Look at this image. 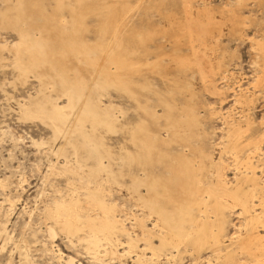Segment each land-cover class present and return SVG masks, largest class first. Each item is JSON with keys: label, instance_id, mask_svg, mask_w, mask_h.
I'll return each instance as SVG.
<instances>
[{"label": "rangeland", "instance_id": "1", "mask_svg": "<svg viewBox=\"0 0 264 264\" xmlns=\"http://www.w3.org/2000/svg\"><path fill=\"white\" fill-rule=\"evenodd\" d=\"M145 1L146 0H144V2ZM233 1L235 3L236 0H193L194 2V5L192 7L193 12L197 11V7L203 8V6L205 7L206 4L212 9V13H213L212 17L209 19L208 17L200 18L201 19L200 21L202 23H208L211 19V21L213 20V22L208 24V27L212 28L216 22H220V25L222 24L221 27L223 28L224 34L221 37L222 40L218 41L217 43L216 42L214 43L213 39H208L210 42L206 39L210 43L209 44L206 41V44L207 45L209 44L208 48L210 47L212 49V52L210 48L209 49L207 48L208 49L207 50L204 47H202L203 45L200 43V41L197 42L196 40L195 42V45L197 44L196 48L199 47L200 51H203L205 49V51L207 50L209 52V55H208V52H206L207 55L205 53L208 59L213 56V58H210L212 60H208V63L206 62L205 65L208 64L210 66L211 64H213V66H216L220 60L227 62V67L226 68L223 67L224 69H221L223 70V75L226 72L229 73V75L227 73L225 74L226 76L225 80L227 81L225 82V80H223L224 78H221L222 77L221 70L219 73L217 72V75L215 74L216 78L214 77L216 81L218 80L220 81L219 83L218 82L216 83L219 85V87L225 88L226 94H227V96L224 95V98L220 97L219 102H218L217 100L219 96L213 95V93L211 92H204L205 88L200 79L199 73L196 72V70H198L197 65H196L197 68L195 67V65H192L190 67L188 66L187 68L184 67V69H182L181 65L178 64L179 62H181L180 61L181 57L182 58L188 57L189 59H192L194 57V54L191 53L193 43L192 42L189 43L190 39L188 40V36L184 34V31H182V29L186 28L187 27L186 25L190 24L191 22L190 19L186 20V17L188 16H186L183 13L185 10L184 0H147L144 3V5H142L143 2L142 1L140 2V0H124V1L122 0L121 1L120 0H62V3H61V0H22V3L25 5V6L22 5L23 8L18 7L19 0H0V181L1 180L3 181V183L0 184V223L1 221L4 223V228H3V231L1 232L2 234H0V238H1L0 247L2 245L4 247L5 245L4 248L2 247L3 249L0 248V264H22L23 263L22 256H24L25 252L28 254L29 258L34 262V264H68L69 260L72 258L77 264H134V260L136 257L135 252L134 253L129 252L128 236L125 234H121V233L119 234V241L117 242L116 240L117 243L115 242V247L118 248L120 254H123L121 259L117 258L116 256L114 258V256L108 253L109 247H111L109 245L111 244L106 243L105 240H102V243H101L102 245L100 244V247L97 249L99 253H97V257H94L93 253L90 252L88 248H86V244L84 241L76 239V236H73L72 240H70L69 237L62 230L59 229V232H58L57 230L58 227L56 228V226H55V231H57L58 234L55 233L54 235L55 238L53 237L54 239L53 238L51 239V236L48 233L47 227L53 224L54 222L51 218L50 219H48V217L46 218L47 216L45 215L46 207L49 205V203L51 204L54 200L58 199L59 196L68 197L69 194L73 195L74 193L73 185L69 183L70 180L72 181V176L69 173L62 172L61 167L67 161L73 165L76 164L75 163L76 155L74 154V152H76L75 149H77V151L79 150L78 152L79 153L81 152V154H85V153L84 151H82L84 150L82 149V147L81 149L80 147L78 148V145L81 143V140H82L79 135H76V136L73 135L71 137V143L66 142L65 144L64 137L59 135L57 132L55 133L56 130L54 129V127L50 124V122L47 119H44L38 115L36 116L34 115L35 112L37 111L36 108H39L40 105L41 106L43 105L44 107H47V108L50 107V103H49L50 99L53 101L57 100L60 103V105H64L68 102V98H66V96L63 95L64 93H63L62 88L60 87L61 85L59 84L58 79L55 81V83H52L49 76L51 77V75L54 74V71L48 65H42V66L40 65L37 70L36 68H34L32 71H28L26 74L23 73L22 70L17 66V64L15 63L16 57H17V48L14 46V44L16 42H19L20 40L19 30L21 29L29 30L32 32L33 38H41L42 36L43 38L48 39L50 45L52 43V46L53 45H55V47L60 46V48L58 47L59 49L56 51L58 56L60 55V57L57 58L56 62H59L60 67L64 68V70L66 68L65 72L67 71L66 77L68 79V82L81 83L82 86H84L85 90H87V92L84 91V93H86L90 99L94 100V103H96V99L97 101L100 100L97 103L101 105L102 109L103 108L104 109L107 108L108 110L110 109V112L113 116L112 119L114 118L113 120L114 125L112 128L106 125H102V124L95 125L92 123L93 121L87 120L85 121L84 130L86 132L85 134H94V135L96 134L97 135L96 140L98 142L102 140L103 143H105L106 149L108 148L112 153L111 154L112 157L110 156L106 158L104 157V160L107 163H111L110 166L114 170V172L112 171V173H115L117 177L114 179L112 178V181L110 180L111 179L110 178L108 181H106L107 183L104 182L105 179H102L103 181L100 179L103 182L102 183L100 181L101 182L100 185L102 187L104 186L102 190L103 192L102 195H104V198L107 201H111V202L113 201L117 203L118 208L116 210L117 211L116 214L118 218H121L124 220L126 227L130 230V233H131L133 229L132 222L134 221L132 218V213L134 214L135 211L137 214L142 212V210H140L141 207L139 205L138 207L140 208L137 207V204H136L137 201H135L136 198L134 196L135 193L132 190V185H131L132 176L130 172L135 170L134 168L135 166L132 165V168L129 169L128 164L125 163L124 168H123L125 169V172L123 175H120L119 170L121 167L119 165H121L120 153L122 155L123 151H124L123 154H125L126 151H134L135 147L133 146L134 144L131 141V138H130L131 132L129 131V129L137 122L136 120H138V115H137L138 110H136V107L135 108L133 107L136 103H134L135 101L133 100V98L130 97L129 93L126 94V92L124 91L121 93L118 92L121 90L116 87L117 85L116 86L115 85L106 86L105 81H103L105 80L106 76H104V73H103V75L100 76L102 78L101 80V78H99L100 74L98 73L99 71L98 69L101 70L103 66H106L105 69H102L101 71L103 70L108 71L111 74L110 76H112V73H113V77L115 76L117 78L116 75H117L118 67H117V64L116 66L114 64V63H117V61L114 62V60L117 59L116 45L118 41L116 42V40L117 38L120 40L122 39V43L124 42L127 45L126 46L123 43L126 49L129 46H132L133 35L131 36V34L133 33L134 25L132 22L128 21L127 23H125V21L122 20V15L124 14L123 2L126 5L127 10L132 9V11L134 12L133 13L131 11L135 15L134 17L136 20H134L135 22L134 21L133 22L136 27L138 26L139 28L141 26V28H145V29L150 28V29L156 30L157 32L154 39L150 41V42H153L154 44L152 43L153 46H151L150 48L151 54L149 55V57L151 58L149 59V61L152 64L154 63L156 64V65L155 64L153 65L154 67L157 66V68H153V66H151L150 67L151 70L148 69L149 71L148 77L150 75L149 77L150 80L152 81V78H153L152 82L154 83V80H155V83H156L155 85L156 88L154 86V89L156 92L149 94L150 103L152 102L151 104H153L155 109L158 110L157 112L162 114L165 108L162 106L163 103L160 102L159 96H162L164 99L167 98L168 100H170L171 102L175 104L173 108V113L177 115L179 114V110H180L178 109V107L183 108V104L184 105L185 104L196 105V109L200 114H202L201 115V117H203L202 121L203 120L204 121H203V124L199 128L198 127L194 128V132L192 134H198V133L205 134L204 137L202 135H200L199 137L196 136L197 138L204 141V142L201 141L203 144L206 142V144L201 145L202 144L201 143L200 145L205 146V148L211 145L207 149H209L208 151L213 150L211 152L214 153V154L212 153L213 156L215 155L214 158L216 160L223 158L222 160L225 161L227 165L230 164L228 165V168H226V173H227V179L229 180V184H231L232 183L231 181H233L232 183V186H233L236 184V181L233 178L235 174L233 173L236 170V167L240 166L241 163L239 162L240 158L236 159V154L234 152L229 151L228 153V151H226L225 144H227L228 142V136H227L228 134H226L227 128H226V124H224L225 121L223 120L230 119L228 121H231V119L236 118V116L238 117L240 116L242 119L240 117L236 119H241L240 123L244 124L246 123L247 119L251 118L252 120L254 118L252 121L254 122L255 120L254 122L255 127L258 125L260 130L264 131V125H263L264 124V84L258 82L260 78L259 75L262 74L261 72H259L260 71L259 64L262 62V58L260 56L259 49L257 48L258 40L264 37L263 36L264 34L263 32V29H264L263 28L264 27V12H263L264 11V8H263L264 1L260 2L259 0H255L254 2V0H245V1L242 0L243 3L241 2V3H235V4H233ZM246 1L247 3H245ZM231 4L233 7L231 6ZM259 4H263V5L259 6ZM228 5L230 6L231 10H227V8L229 7ZM236 5L238 7H236ZM245 7L247 9L243 10V8ZM255 8H257L258 10L256 9L255 11ZM21 9H24V10H21ZM154 9L156 10L154 11ZM237 9L239 10L237 11ZM18 10L21 13L22 11L24 13V19H23L24 23L22 24L19 23L21 24L19 29L17 28V26L19 25L14 26V25L9 24V19H13L18 14L19 12ZM139 10H142V11H139ZM150 10L153 11L152 14ZM225 10L227 11L225 12ZM230 11L231 13H229ZM234 12L240 16L242 14V16L240 17L241 20L239 18L238 21L244 20L246 22L243 25V30L247 34L246 36L244 34L243 35H232L230 33L231 28L235 24L234 21H236V20H233L234 16L230 15V14H235ZM221 13L223 15H221ZM226 14L228 16H226ZM244 14L246 16H244ZM250 15L254 16L255 19L254 17H251ZM258 17L259 19L256 24ZM61 18H64V19H61ZM228 18H230L231 21ZM172 19L173 21L171 22ZM161 20L164 22H162ZM247 20H249V22ZM34 22H36L37 24H35ZM60 22H61V25H60ZM63 22H67L66 24L70 25V28H68L69 31L68 29H66L67 31L65 32V34L63 32L65 30L64 29L65 27H63L65 23ZM123 23L125 25L127 24L126 27L122 25ZM119 24L122 27V31L119 33L121 36L119 34H118L119 36H117V33H115L117 25ZM231 24L233 26H231ZM106 25H107V28H106ZM251 25H253V27ZM256 27H257L256 29L257 32L254 30ZM258 28L262 30L260 31V29ZM48 29H50L51 31ZM71 30H73V32ZM104 30L106 31L104 32ZM181 31L183 32V35ZM73 35L74 37H71ZM59 36L61 37V39ZM130 37H132L131 41H130ZM175 37L180 38L182 42L180 40H177ZM230 37H232V39ZM68 38H69V41H68ZM71 38L74 40L76 39V41H72ZM206 38H209V37L206 36ZM235 38L237 41H234ZM250 38H251V44L253 43L252 41H254L253 45L255 43L256 45L252 46L250 44V41H249ZM112 39H114L115 41L114 43H116V45L114 44L112 45L113 47L115 46L114 50H115L116 55L114 52L113 54L114 56H116V59L112 53L107 54L105 52L108 46L107 44H109V42ZM228 40L229 41L231 40V41L229 42ZM71 41H72V45L73 43H74V46L77 45L76 46L77 50H71V48H69L71 45ZM128 41H130L131 43L129 44ZM80 44L82 47L80 46ZM4 45H7V46L5 47ZM217 45L219 47H217ZM101 46L102 47L104 46L105 48L104 47L102 48ZM215 46L217 49L215 48ZM85 47L88 48L86 52H84ZM90 48L92 52L90 51ZM130 50L132 51V47H129L127 50L128 52V56L126 58V60L128 59L127 61L133 60ZM153 50H154V53H153ZM52 51L53 50H50L51 54L55 53V51L53 52ZM92 53L94 55H92ZM83 54L85 56H81ZM104 54H105V57H104ZM91 55H92V58H91ZM224 55H227L229 60ZM107 56H109V58ZM179 57L180 59L179 61H177ZM111 58L113 60H111ZM89 59H91V61ZM254 59L255 61H253ZM110 60L113 61L114 63L111 62ZM211 61L212 62L214 61V62L212 63ZM231 61L234 65L231 64ZM94 62L95 64H92ZM252 66L253 67L255 66L254 67L255 69H253ZM126 69H127L126 71L128 72V68ZM127 74H129L128 76L129 78H131L132 76L131 71H129ZM233 76H234V80L232 81ZM94 77L96 78V83L94 82V79H93ZM187 77L189 80H187ZM226 78H228L229 80ZM99 79L102 82H100ZM47 80H48V83H45V81ZM97 81H99L100 83H98ZM238 81H239V84L241 83L240 86L237 83ZM255 81L259 83L260 85L257 83L253 85ZM232 83H233V86H232ZM97 85H98V88H97ZM190 85L192 87H190ZM100 86L102 87V89L99 88ZM178 86L180 87V89L177 88ZM241 86L244 88L242 89ZM249 86H250V89H249ZM254 86H256L258 89H256V87L254 88ZM181 87H182L183 92L181 90ZM193 88H194V91H193ZM228 88L229 89L231 88V89L229 90ZM171 89H174L172 91V95L175 93L173 96L169 92V90ZM236 89H237V93H236ZM240 89L243 91H241ZM252 90H255V92L253 93ZM203 92L205 93V95H203L204 94ZM186 93H189V96L188 94L186 96ZM252 94H254L256 97ZM215 96H217L216 99H214ZM234 97H236L235 100H234ZM249 99L252 100V102ZM131 100L133 104L131 103ZM122 102H123L122 105H124V109L126 111L125 115H121L120 109H118L119 107H122V105L120 104ZM210 102H211V106H210ZM25 104L27 105L26 107L28 108L31 107L30 109L32 110V112L35 109L32 115L30 116L25 115L26 114L25 108H24ZM244 104L245 105L247 104L246 105L247 107H245ZM243 105H244V109H243ZM108 106H110L111 108ZM240 107L242 110L240 109ZM211 108L214 109L212 112H211L212 110ZM134 109L136 110V113ZM217 109H218V112L216 111ZM214 111L217 113H214ZM118 112L120 113V115ZM208 112H210V114ZM221 112L223 113L221 114ZM226 112L229 114H227ZM230 113H231V116H230ZM117 115H119L120 124L123 122L122 120H124L123 125H126V127L120 126L121 128L120 127L117 128ZM220 116H221V120L219 118ZM122 118H125V119H122ZM133 118H134V122H133ZM149 119L150 118H148V120ZM130 121L132 122L133 125L131 124ZM165 122H166L165 115H161L159 116L158 121L152 123L151 127L152 129L155 128L154 130H158L161 128L162 124H164ZM222 122H223V125H222ZM259 123H261L262 125ZM94 125H95V128L97 129L94 128ZM120 129L125 133L123 132L121 133ZM214 129H215V132H214ZM161 131L163 132V135H165L164 137H166L167 132L164 129H161ZM223 131L225 132V134ZM249 134L251 136L253 134V131H248L246 134L243 133V136L241 138V140L243 139V142L246 144L245 145L244 143H241L242 145L245 146L242 150V153L240 152L241 150L239 151L241 155L243 153L245 154L246 152H247L246 154H248L250 151L249 150L250 146L248 147V149L246 147L247 140L250 139ZM99 137H100V140H99ZM207 141H208V145H207ZM72 142L75 144V146H77V148L74 146V144L72 146ZM262 144H261L262 145L261 153L255 154V156L252 158V161H254L257 164V170L258 171L263 170V174L262 172L260 173L258 172L259 173L258 175L261 178L264 177V162H263L264 155H262L264 153V142ZM60 146H63L64 150L62 152L58 151L57 153V150ZM79 146H81V144ZM124 146L126 148H124ZM127 146H129V149L127 148ZM165 146H163V148L161 146V148L164 149ZM177 146L178 145L176 144L175 147ZM245 149L247 150L245 151ZM166 150H169L167 146L165 147L164 151ZM156 154L158 157L159 152L156 151ZM219 154L221 155V157ZM166 161H167V157L165 156L163 157L161 161H159V164L156 163L157 165L156 169L158 171H161L164 176H168L167 170L165 169ZM86 163L94 165L95 161L92 160V158L88 157ZM158 165H160V167ZM258 165L260 167L262 166V169L258 167ZM101 173H103V171H101ZM68 174H69V177H68ZM108 174L109 173L104 172L103 176L105 175L107 176ZM75 181H78V180H75ZM85 181L92 187L95 185V181L94 182L93 181L91 182L88 180H85ZM262 181H261V185L264 186V178ZM105 189L107 190L105 191ZM142 191L145 192L144 188L142 189ZM77 193L80 194V191H77ZM257 194L259 195V193ZM80 196L84 197V195L82 194H80ZM176 196L182 199L181 194L180 195L177 194ZM260 200H261V196L259 197L257 196V198H255V204H256L255 208L257 210L255 213L261 212L260 210H262L263 208V206L260 204L261 202ZM230 210H233V212H231ZM230 210L228 211V217H227L228 223L226 224L227 230L225 231V234L229 233L228 235L230 236L234 231L239 232V230H240V233H243V232L245 233L246 232V226H245L246 216L239 214L241 210L238 207H235L234 209H230ZM96 211H100V210L98 208L91 210V212H96ZM232 214H234L235 216ZM211 217H212L211 219L215 221L216 216L212 214ZM155 220L156 219L152 217L151 220L147 221L148 225L152 226L151 221L155 222ZM244 222H245V225H244ZM263 228H264V225L263 224L261 225L260 223L259 229H258V225L255 227V232L258 230L259 232L257 231V233L259 234L261 232L259 235H262L264 234ZM157 231L160 232V230H157ZM228 235L225 236L226 239H228L229 237ZM155 242L159 243L157 236L155 237ZM228 242H230V240H228ZM189 244L190 245H186V246L182 245L181 247L182 253L175 258L176 260L172 259V260L167 261L168 259H164L165 257L167 258V255L166 254L161 255V258L163 257V260L160 262V264L162 263L163 264H174V263L175 264H193V263L198 264V261L201 262V260L204 259L202 260V262H205L209 258L210 256L209 254L211 253V248H207V246H204L205 248L203 249L201 247L199 248V247L193 246L194 243H189ZM140 245L141 247H143L144 243L142 242ZM173 251L177 253L175 250ZM198 252H199V257H198ZM146 254L147 256H149L152 253L149 252V250H146ZM212 256L213 254L211 253V257ZM239 256H240L239 259H241L242 261L246 260V256L245 255L243 256L242 253L239 254ZM196 258H198L197 261H195ZM218 261L219 260H217L216 258H213L214 264H216L215 262H217V264H220V263L227 264L224 260H222L223 262L220 260V263H218ZM155 262H156V259H154V261L150 263L156 264Z\"/></svg>", "mask_w": 264, "mask_h": 264}, {"label": "bare ground", "instance_id": "2", "mask_svg": "<svg viewBox=\"0 0 264 264\" xmlns=\"http://www.w3.org/2000/svg\"><path fill=\"white\" fill-rule=\"evenodd\" d=\"M122 1H124V0H122ZM141 1L143 2L142 5H144V3L147 0L145 2H144V0H140V2ZM259 1L263 2L264 0H259ZM194 2H193V0H184L185 10L183 13L186 16H188V17H186V20L190 19L191 22H190V24L186 25L187 26L186 28L182 29V31H184V34L188 36V40L190 39L189 43H191V42L193 43L192 44L193 46L191 45L192 46V52L191 53L194 54V57L192 58L193 60L189 59L188 57H185V58L181 57V60H180L181 62H179L178 64L181 65L182 69H184V67L187 68L188 66L190 67L192 65H195L196 68L198 66V70H196V72L199 73L200 79H201L203 86L205 88L204 92H211V93H213V95L219 96L218 100H217L219 102V98L220 97L224 98V95L227 96V94H226V89L219 87V85L216 83V82L219 83L220 81L219 80L216 81L215 74L217 75V72L219 73L221 69L226 68L227 62H224L223 60L222 61L217 60L219 62L216 66H213V64H211V63H210L211 64L210 66L208 64L207 65H205V64H206V62L208 63V60H212L210 58H213V56H212L208 59L206 56L207 55L206 52H208L207 50L210 48V47L208 48V45L210 44L209 43L210 41L208 39H213L214 43L215 42L217 43L218 41L222 40L221 37L224 34L223 28L221 27L222 24L220 25V22H216L212 28L208 27V24L213 22V20L211 21V19L208 23H202L200 21L201 20L200 18H203V17L207 18L208 17V19H209L212 17V14H213L212 9L207 4L206 5L204 4L205 7L204 6H203V8L197 7V11L193 12L192 7L194 5ZM241 2H242V0H236L235 1V3H241ZM254 2H255V0H254ZM61 3H62V0H61ZM235 3L233 1V4H235ZM245 3H247V1ZM18 4H19V6L17 5L18 7L23 8L22 5H24V4L22 3V0H19ZM123 5H124L123 6L124 14L122 15V20L125 21V23H127L128 21L132 22L134 25L133 33L131 34V36L133 35V40L131 39L132 37H130V41L132 40V46H129V47H132V51L130 50V52H131V56H132L133 60H131V61H127L128 59L126 60V58L128 56L127 50L129 47L127 49L124 47V45H123L124 42L122 43V39L120 40L117 38V40H116V42L118 41L117 45H116V43H114L115 42L114 39H112L109 42V44H107L108 46L106 45L107 48H106L105 52L107 54H109V53L113 54V52L115 53V50H114L115 46L113 47L112 45L113 44L116 45L117 55H116V53H115V55L117 56V59H116V56H114V54H113V56L116 59V60H114V62L117 61V63H114L113 61H111V60H113L112 58L110 61L113 62L115 64V66L117 64V67H118L117 75H116L117 78L115 76L113 77V73H112V76H110L111 74L108 71H104V70H103L104 72L101 71L102 69H105L106 66H103V68L101 70L98 69L99 70L98 73L100 74L99 78H101L100 76L103 75V73H104V76H106L105 80H103V81H105L106 86H108V85L109 86L110 85L116 86L117 85L116 87L121 90L118 92L121 93L124 91V92H126V94L129 93L130 97L133 98V100L135 101L134 103H136L133 107L134 108L136 107V110H138V114H137L138 120H136L137 122L134 125L130 121L133 126L130 124L132 127L129 129V131L131 132L130 138H131L132 143L134 144L133 146L135 147L134 151H126L125 154H123V152H124L123 151L122 155L120 153V158L122 161L119 159L121 162V165H119L121 167L119 170L120 175H123L125 172V169H123L125 163L128 164L129 169L132 168V165L135 166V167L133 166L135 168V170H133L134 169L133 168L132 169L133 171L130 172L131 176H132V177L130 176L132 179L131 185H132V190L135 193L134 196L136 198L135 201H137L136 202L137 207L139 205L141 207L140 210H142V212L141 213L138 212L139 214H137L136 211L134 214L132 213V218L134 221L132 222L133 229H132L131 233H130V230L126 227L124 220L121 218H118V216L116 214V212H117L116 210L118 208L117 203H115L113 201L112 202L107 201L104 198V195H102L103 194L102 190L104 187V186L102 187L100 185V183L103 181L102 179H105L104 182H106L110 178H111L110 180L112 181V178L114 179L117 177L115 175V173H112V171L114 172V170L110 166L111 163H107L104 160V157L105 158L109 157V156L112 157V155H111L112 153L108 148H107L108 150L106 149L105 143H103L102 140L100 142H98L96 140V138H97L96 134H95L96 136L94 134H85L86 132L84 130L85 121H87V120L93 121L92 123L95 125L102 124V125H106V126L112 128L114 125L113 124L114 118L112 119L113 116L110 112V109L109 110L107 108L102 109L101 105L97 103L100 100L97 101V99H96V103H94V100L90 99L89 96L86 93H84V91L87 92V90H85L84 86H82L81 83H79V82H77V83L68 82V79L66 77L67 71L65 72L66 68L64 70V68L60 67V63L56 62L57 58L60 57V55L58 56V54L56 52L60 48V46H58L59 47L58 48V47H55V45L52 46V43L50 45L48 39L43 38L42 36H41V38H33L31 31L22 30V29L19 30V35H20L19 42H16L15 44L13 43L14 46L17 48V57H16L15 63L22 70V72L26 74L28 71H32L34 68H36V70H37L40 65L41 66L42 65H48L54 71V74H52L51 77L49 76L52 83H55V81L58 79L59 84L61 85L60 87L62 88L63 93H64L63 95H65L66 98H68V102L64 105H60V103L57 100L53 101L50 99V102H49L50 107L47 108V107H44L43 105L42 106L40 105L39 108H36L37 111L35 112L34 115L35 116L38 115L44 119H47L50 122V124L54 127V129L56 130L55 133L57 132L59 135L64 137L65 144H66V142L71 143V137L73 135H75V136L79 135L82 140L80 143L81 146H79L80 145L79 144L78 148L80 147V149H81V147H82V149H84L82 151H84V153H85V154H81V152L80 153L78 152L79 150L77 151V149H75L76 152H74V151L73 152L76 155V160H75L76 164L73 165L67 161L61 167L62 172L71 174L72 181L70 180L69 183H71L73 185V192L74 193H73V195L69 194L71 196L68 195V197L59 196L60 198L58 197V199L54 200L51 204L49 203V205L46 207V213L44 212L45 215H47L46 218L47 217H48V219L51 218L54 222L53 223L54 225L51 224L50 226L47 227V230H48L49 235L51 236V239L54 237L55 233H57V231H55V226H56V228L58 227V229H57L58 232H59V229L62 230L69 237L70 240H72L73 236H76V239L84 241L86 244V248H88V250L93 253L94 257H97V253H99V251H97V249L100 247L102 240H105L106 243L111 244V245H109L111 247H109L108 253L110 255L114 256V258L116 256L117 258L121 259L123 254L119 253L118 248L115 247V242H116V240H117V242L119 241V234L120 233L125 234L128 236L129 252H132V253L135 252V255H136L135 260H134V264H149L150 262L154 261V259H156V262H155L156 264H160V262L163 260V257L161 258V255H163V254L167 255V258L166 257L164 258V259H168L167 261L175 259L177 256H179L182 253V250H181L182 245H185V246L190 245L189 243H194L193 246L199 247V248L201 247L203 249L205 248L204 246H207V248H211V253L213 254V256L211 257V253H210L209 258L208 259L206 258L207 260L205 262H202V260H204V259H202L201 262L198 261V264H214L213 258H216L217 260H219L218 263H220V260L221 261L224 260L227 264H264V234L259 235L261 232L258 234L257 233L258 230L255 232V227L257 225H258V229H259L260 223H261V225L262 224L264 225V186L261 185V181L263 180L264 177L261 178L258 175L260 172H262V174H263V170L258 171L257 170V164L254 161H252V158L255 156V154L261 153V151H262L261 146L263 145L262 143L264 142V131H261L260 128L258 127V125L255 127V124H254L255 120H254V122L252 121L254 118L252 120H251V118L247 119L246 123L243 122L244 124L240 123V120L242 119L240 116L239 117L241 119H236V118H239L238 116H236V118L231 119V121H228L230 119L223 120V121H225L224 124H226V128H227V130L225 129L227 132L226 134H228L227 135L228 136V142H227V144H225L226 145V151H228V153H229V151L234 152L236 154V159L240 158L239 162L242 164V165L240 164V166L236 167V170L233 173V174H235L233 176V178L236 181V184L232 186L233 181H231L232 183L229 184V180L227 179V173H226V168H228V165H230V164L227 165V163H225V161L222 160L223 158L216 160L214 158L215 155L213 156L214 153L211 152L213 150L208 151L209 149H207L211 145H209V147H207V148H205V146H201V145L206 144V142L203 144L202 142H204V141H202L201 139H199L197 137H199L200 135H202L204 137L205 134H199V133L198 134H192L194 132V128L195 127L199 128L203 124V121H204V120L202 121V119H203V117H201L202 114H200L197 111L196 105H193V104L192 105H190V104L184 105L183 104V108L178 107V109H180V110H179V114L177 115V114L173 113V108H174L175 104L173 102H171L170 100H168L167 98L164 99L162 96H159L160 97L159 100L161 103H163L162 106L165 108V110L162 114L157 112L158 110H156L155 107L153 106V104H151L152 102L150 103V95L149 94L156 92L154 89V86L156 85L155 80L153 83L152 82L153 78L151 81L149 78L150 75L148 77V73H149L148 69L151 70L150 67L155 64V63L152 64L149 61V59L151 58V57H149V55L151 54L150 48L154 44L153 42H150V41H152L154 39L157 32L154 29L141 28L140 25H139L140 26L139 28H138V26L136 27L134 24V22H135L134 20H136L134 17L135 15L133 14L134 12L132 11V9L127 10L126 9L127 7L124 4V2H123ZM260 5L262 6L263 4H259V6ZM231 6H232V4H231ZM236 7H238V6L236 5ZM252 7H254V6H252ZM229 8H230V6L227 8V10H231V8L230 9ZM133 9H135V8H133ZM244 9L246 10L247 8L245 7V8H243V10ZM256 9L257 8H255V11H256ZM21 10H24V9H21ZM155 10L156 9H154V11ZM227 10H225V12ZM238 10L239 9H237V11ZM139 11H142V10H139ZM250 11H251V9H250ZM150 12H151V14L153 13V11H151V10H150ZM222 13H221V15L224 14V13L223 14ZM229 13H231V11ZM229 13H227V14H229ZM241 13H242V11H241ZM77 14H79V13H77ZM227 14H226V16H228ZM230 15H233L234 16L233 20H236V21H234L235 22L234 26L232 25L233 22L231 24V26H233V27L231 28L230 33L232 35H243L244 34L246 36L247 34L243 30V25L246 22L244 20L238 21L239 18L242 16V14H241V16L236 14V13L230 14ZM31 16H33V15H31ZM170 16H171V14H170ZM244 16H246V15L244 14ZM250 16L254 17L252 15H250ZM64 18H61V19H64ZM170 18H169V20H170ZM23 19H24V13H23V11H22V13L19 11L18 14L13 19H9V24L14 25V26L19 25V26H17V28L19 29L20 25L22 23H24ZM228 19L230 20V18H228ZM254 19H255V17H254ZM258 19H259V17L257 18L256 24L258 22ZM53 20H54V18H53ZM76 20H78V19H76ZM143 20H144V18H143ZM145 20H146V18H145ZM177 20H179V19H177ZM240 20H241V18H240ZM59 21H58V23H59ZM78 21H80V20H78ZM138 21H139V19H138ZM172 21H173V19L171 20V22ZM247 21L249 22V20H247ZM67 22H63V23H65V25L62 23L64 25L63 27H65L64 28L65 30L63 29L64 34L67 31L66 29L70 28V25L66 24ZM162 22H164V21H162ZM19 23H21V24H19ZM34 23L37 24L36 22H34ZM250 23H251V21H250ZM60 25H61V22H60ZM79 25H80V23H79ZM122 25L124 27H126L127 24L125 25L123 23ZM251 26L253 27V25H251ZM106 28H107V25H106ZM109 29H110V27H109ZM256 29H257V27L254 30L256 31ZM258 29H260V28H258ZM48 30H50V29H48ZM73 30H71V31L73 32ZM261 30L262 29H260V31ZM68 31H69V29H68ZM105 31L106 30H104V32ZM121 31H122V27L119 24V25H117V28L115 30V33H117V36L120 35L119 33ZM182 31H181V33L183 35ZM76 32H77V30H76ZM263 32H264V29H263ZM41 34H43V33H41ZM165 34H166V32H165ZM206 36H208L209 38H206ZM263 36H264V34H263ZM71 37H74V35ZM175 38L177 40L181 41L180 38H178V37H175ZM230 38L232 39V37H230ZM60 39H61V37H60ZM119 40H120V42H119ZM196 40H197V42L200 41V43L203 45V46L201 45L202 47H204L205 49H207V48L208 49L206 51H205V49L204 50L202 49L203 51H200L199 47L196 48L197 47L196 46L197 44L195 45ZM68 41H69V38H68ZM72 41H76V39L75 40L72 39ZM72 41H71V45L69 44L70 45L69 48H71V50H77V47H76L77 45L74 46V43L72 45ZM130 41H128L129 44L131 43ZM186 41H187V39H186ZM206 41L209 43L208 45L206 44ZM234 41H237L236 38L234 39ZM249 41L251 44V38ZM252 42L254 43V41H252ZM253 43L251 44L252 46L256 45V43L254 45H253ZM86 44H87V42H86ZM227 44H229V43H227ZM102 45H103V43H102ZM4 46L6 47L7 45H4ZM80 46H81V44H80ZM84 46H85V44H84ZM217 47H219V46L217 45ZM215 48H216V46H215ZM257 48L259 49V53H260V56L262 58V62L259 64L260 65V71L259 72H261L262 74L259 75L260 78H259L258 82L264 84V37H262L258 40ZM50 50L55 51V53L51 54ZM87 50H88V48L85 47L84 52H86ZM97 50H98V48H97ZM102 50H104V49H102ZM218 50H219V48H218ZM250 50H252V49H250ZM90 51H91V48H90ZM211 52H212V49H211ZM96 53H97V51H96ZM153 53H154V50H153ZM205 53H206V55H205ZM92 55H94V54L92 53ZM92 55H91V58H92ZM208 55H209V52H208ZM81 56H85V55L83 54ZM224 56H226L228 59L227 55H224ZM104 57H105V54H104ZM107 57L109 58V56H107ZM106 58H105V60H106ZM93 59H94V57H93ZM179 59H180V57L178 58L177 61H179ZM89 60L91 61V59H89ZM110 61H108V62H110ZM253 61H255V59ZM216 63H214V64H216ZM92 64H95V62ZM231 64H233L232 61H231ZM230 67H231V65H230ZM254 67H253V69H255ZM126 68H128V72L131 71V73H132L131 78H129V76H128L129 74H127L128 72L126 71L127 70ZM153 68H157V66L156 67L153 66ZM53 71H51V72H53ZM221 72H222L221 78H224L223 80H225V77H226L225 74L227 72L224 73V75H223V70H221ZM227 74L229 75V73H227ZM111 77H113V78H111ZM188 77H187V80H189ZM228 78H226V79H228ZM93 79H94V82L96 83V78L94 77ZM48 80L45 81V83H48ZM101 80H102V78H101ZM101 80H100V82H102ZM233 80H234V76H233L232 81ZM226 81L227 80H225V82ZM97 82L100 83L99 81H97ZM237 83L239 84V81ZM255 83H257V82L255 81L253 83V85ZM103 84H104V82H103ZM235 84H234V86H235ZM240 84H239V86H240ZM257 84H259V83H257ZM100 85H102V84H100ZM232 86H233V83H232ZM190 87H192V86L190 85ZM255 87L256 86H254V88ZM97 88H98V85H97ZM99 88L102 89L101 86ZM155 88H156V86H155ZM177 88L180 89L179 86ZM243 88L244 87H242V89ZM249 89H250V86H249ZM256 89H258V88L256 87ZM103 90H104V88H103ZM173 90L174 89L169 90L171 95H172ZM181 90H182V87H181ZM193 91H194V88H193ZM241 91H243V90H241ZM252 91H253V93L255 92V90H252ZM182 92H183V90H182ZM236 93H237V89H236ZM187 94L189 96V93H186V96H187ZM239 94H240V92H239ZM190 95H191V93H190ZM203 95H205V93ZM249 95H251V94H249ZM252 95H254V94H252ZM255 95H256V93H255ZM217 96H215L214 99H216ZM151 97H152V95H151ZM242 97H244V96H242ZM258 97H259V95H258ZM252 98H253V96H252ZM235 99H236V97H234V100ZM239 99H240V97H239ZM250 101L252 102V100H250ZM131 103L133 104L132 100H131ZM235 103H233V104H235ZM120 104L122 105L123 102ZM156 104H157V102H156ZM244 105H243V109H244ZM246 105H245V107H247ZM249 105H250V103H249ZM26 106L27 105L25 104L24 105L25 113H26L25 115L26 116L32 115L35 109L32 112V110L30 109L31 107L28 108ZM210 106H211V102H210ZM236 106H237V104H236ZM108 107H110V106H108ZM118 107H119V105H118ZM248 107H250V106H248ZM253 107H254V105H253ZM118 109H120L121 115H125L126 111L124 109V105H122V107H119ZM211 109H212L211 110V112H212L214 109L213 108H211ZM220 109H222V108H220ZM228 109H230V108H228ZM240 109H241V107H240ZM136 110H135V113H136ZM250 110H251V108H250ZM216 111L218 112V109ZM217 112L214 111V113H217ZM120 113H119V115H120ZM208 113L210 114V112H208ZM214 113H212V114H214ZM222 113L223 112H221V114ZM227 114H229V113H227ZM119 115H117V128L120 126L126 127V125H123L124 120H122L123 121L121 123L122 125L120 124ZM161 115H165L166 122L164 124H162L160 129H158V130H154L155 128L152 129V127H151L152 123L158 121V118ZM232 115H233V113H232ZM230 116H231V113H230ZM233 117H234V115H233ZM251 117H252V115H251ZM125 118H122V119H125ZM148 118H150V119L148 120ZM219 118L221 120V116ZM118 122L120 125L118 124ZM133 122H134V118H133ZM259 124H261V123H259ZM95 125H94V128H95ZM222 125H223V122H222ZM95 129H97V128H95ZM161 129H164L167 132L166 137H164L165 135H163V132L161 131ZM202 129H203V127H202ZM248 131H253V134L251 136L249 134L250 139L249 140L245 139V140H247V146L246 147L248 149V147L250 146L249 147L250 151L248 154H246L247 152L245 154L243 153L244 155L242 154L243 155L242 156L239 153V151L241 150L240 152L242 153V150L245 146L241 144V143H244L243 139L241 140V138L243 136V133L246 134ZM122 132L123 131L121 130V133ZM214 132H215V129H214ZM77 133H79V134H77ZM123 133H125V132H123ZM224 134H225V132H224ZM206 136H207V134H206ZM224 137H226V136H224ZM99 140H100V137H99ZM208 141H207V145H208ZM73 144L74 143L72 142V146H73ZM176 144L178 145L177 147H175ZM165 145L169 148V150L164 151V149L166 147ZM74 146H75V144H74ZM161 146H162V148H163V146H165L164 149H162ZM75 147L77 148V146H75ZM124 148H126V147L124 146ZM127 148L129 149V146H127ZM247 149H245V151ZM63 150H64L63 146H60L57 150V153H58V151L62 152ZM131 150H132V148H131ZM119 151H121V150H119ZM156 151L159 152L158 157H157ZM245 151H243V152H245ZM63 154H64V152H63ZM262 155H264V153ZM165 156L167 157L165 169L167 170L168 176H164L161 171H158L156 169V166H157L156 163L159 164V161H161L163 159V157H165ZM222 156H223V154H222ZM88 157L92 158V160L95 161L94 165L86 163ZM220 157H221V155H220ZM67 159H68V157H67ZM263 162H261V163H263ZM237 165H238V163H237ZM158 166L160 167V165H158ZM258 167H260V166L258 165ZM85 168H86V170H85ZM260 168L262 169V166ZM101 171H103V173L107 172L109 174L107 176L106 175L103 176V173H101ZM69 174H68V177H69ZM75 180H78V181H75ZM85 180H88L91 182L95 181V185L92 187ZM2 183H3V181L1 180L0 184H2ZM67 187H69V186H67ZM143 188H144L145 192L142 191ZM106 190L107 189H105V191ZM77 191H80V194L84 195V197L80 196V194L77 193ZM257 193H259V195ZM177 194L178 195L181 194L182 199L178 198L176 196ZM257 196L258 197L261 196L260 204L263 206V208H262V210H260L261 212L255 213L257 211L255 208V205H256L255 204V198H257ZM140 207H138V208H140ZM235 207H238L241 210V212L239 214L246 216L245 217L246 225L244 222V225L246 226V232L240 233V230H239V232L234 231L229 236L228 235L229 233L225 234V231L227 230L226 224L228 223L227 222L228 211L230 209H234ZM95 208H98L100 211L91 212V210H93ZM230 211L233 212V210H230ZM234 213H235V211H234ZM212 214H214L216 216L215 221L211 219ZM232 215H234V214H232ZM130 216H131V214H130ZM152 217L155 218L156 220H155V222L151 221L152 226H149L147 221L151 220ZM3 228H4V223L1 221V223H0V234H2L1 232L3 231ZM242 229H241V231H242ZM157 230H160V232H158ZM226 235L229 236L228 239H226V237H225ZM156 236H157V239L159 240V243L155 242ZM228 240H230V242H228ZM142 242L144 243L143 247H141V245H140ZM2 247H3V245L0 248H2ZM4 247H5V245H4ZM146 250H149V252H151L152 254L147 256ZM173 250H175L177 253H175ZM241 253L243 256L244 255L246 256V260L242 261L241 259H239L241 256V255L239 256V254H241ZM198 257H199V252H198ZM204 258H205V256H204ZM22 259H23L22 264H34V262L29 258L28 254L26 252L24 253V256H22ZM243 259H245V258H243ZM150 260H152V261H150ZM197 260H198V258H196L195 261H197ZM215 263L217 264V262H215ZM68 264H77V263L72 258L69 260ZM220 264H222V263H220Z\"/></svg>", "mask_w": 264, "mask_h": 264}]
</instances>
